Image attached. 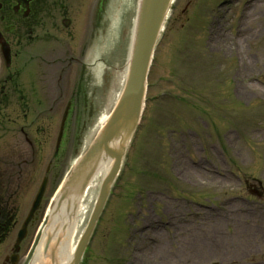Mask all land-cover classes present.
I'll return each instance as SVG.
<instances>
[{"label": "rangeland", "instance_id": "obj_1", "mask_svg": "<svg viewBox=\"0 0 264 264\" xmlns=\"http://www.w3.org/2000/svg\"><path fill=\"white\" fill-rule=\"evenodd\" d=\"M225 1L175 0L157 46L147 107L129 162L127 158L83 264H264V0ZM70 44L75 53L79 42ZM3 66L0 56V72L6 73ZM74 70L66 87L58 73L49 87L51 104L58 88L68 96L54 101L59 103L53 120L50 101L43 105L39 122L44 121L46 132L39 140L44 152H28L23 135L0 123V197L19 205L17 224L0 245V263L12 253L50 164L41 209L20 252L18 264H28L56 188L84 136L98 123L95 109L88 114L76 105L66 143L60 154L53 153L78 75ZM160 91L167 94L158 96ZM32 101L39 104L35 97ZM21 108L15 105L12 117L29 112L27 105ZM4 112L1 107L0 114ZM240 193L250 200L234 199ZM191 199L214 202L220 209L210 211ZM163 219L172 225L165 228Z\"/></svg>", "mask_w": 264, "mask_h": 264}, {"label": "water", "instance_id": "obj_2", "mask_svg": "<svg viewBox=\"0 0 264 264\" xmlns=\"http://www.w3.org/2000/svg\"><path fill=\"white\" fill-rule=\"evenodd\" d=\"M171 3L172 0H140L125 87L107 122L76 161L58 192L42 236L43 253L50 255L53 264H80L140 122L147 74ZM104 166L108 170L103 177L88 224L69 260L61 263V250L66 248L62 246L64 233L72 226L79 201L86 189ZM46 183L47 179L30 218L40 205ZM25 234L26 230L23 237Z\"/></svg>", "mask_w": 264, "mask_h": 264}, {"label": "flooded vegetation", "instance_id": "obj_3", "mask_svg": "<svg viewBox=\"0 0 264 264\" xmlns=\"http://www.w3.org/2000/svg\"><path fill=\"white\" fill-rule=\"evenodd\" d=\"M47 0H0V10L8 11L9 13L18 14L20 16V20H22V26H27L30 20H35V22H40L42 19L40 18L43 11L47 9V5L45 4ZM66 0H54V9H66ZM33 13L34 17L31 18L29 15ZM27 16V18H25ZM4 95L5 103H8L10 100L11 89L3 88L2 96ZM22 131L26 132L24 127H22ZM33 146V142L30 143Z\"/></svg>", "mask_w": 264, "mask_h": 264}, {"label": "bare ground", "instance_id": "obj_4", "mask_svg": "<svg viewBox=\"0 0 264 264\" xmlns=\"http://www.w3.org/2000/svg\"><path fill=\"white\" fill-rule=\"evenodd\" d=\"M89 137H90V134L85 138V142L89 140ZM107 170L108 168L104 166L100 171V175L102 176L104 173L107 172ZM94 192H96V190ZM90 203L91 202L89 200L82 206L80 213H79L80 214L79 220L77 221V227L76 226L74 228L70 227L64 233V240H63L62 246H68L69 248H68V251L66 248H63L61 250V258H60L61 263H65L66 261H68L73 252V247L75 246V243L84 227V224H85L84 219L86 220V216L88 215V212L90 210ZM81 221H84V222L80 225ZM43 243L44 242L42 241V244L39 246L38 251L35 254L31 264H53L50 255L49 254L45 255L44 253H42Z\"/></svg>", "mask_w": 264, "mask_h": 264}]
</instances>
